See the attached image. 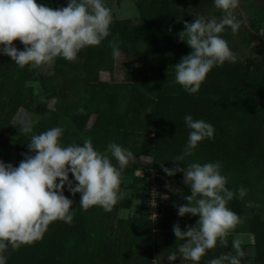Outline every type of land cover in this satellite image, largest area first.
I'll list each match as a JSON object with an SVG mask.
<instances>
[{
    "label": "trees",
    "instance_id": "trees-1",
    "mask_svg": "<svg viewBox=\"0 0 264 264\" xmlns=\"http://www.w3.org/2000/svg\"><path fill=\"white\" fill-rule=\"evenodd\" d=\"M57 1L36 0L51 8H58ZM178 1L131 0L138 13L135 23L113 18L110 34L99 45L86 46L75 61L56 57L51 72L37 77L42 94L53 98L51 108L34 102L25 85L28 65L20 68L0 52V145L3 152L15 154L13 166L24 158L21 153L28 152L32 135L57 126L64 129L62 145L76 142L82 147L83 140L91 138L100 152L115 142L136 158L141 154L150 157V164L142 167L145 173L133 176L141 183L136 216L115 217L120 204L111 211L99 205L83 210L80 194L73 195L65 187L64 195L73 200L72 222H51L42 239L18 250L8 245L6 264H153L159 252L163 257L176 252L183 241L176 240L173 225L178 222L186 231L185 226L194 225L199 217L178 215L177 206L186 203L183 196L191 195V189L183 182L182 172L168 176L161 163L170 169L175 166L173 157L183 154L191 131L184 120L189 114L194 120L211 123L214 137L199 142L191 155L176 163L187 170L193 162L219 161L221 174L228 177L226 187L234 192L241 186L247 190L243 200L237 194L227 207L240 217L251 216L247 221L251 232L257 242L264 241V218L260 216L264 213V61L252 66L226 61L207 73L198 92L189 94L175 82L174 64L192 51L178 35L184 22H191L205 4L183 0L179 5ZM260 11L259 24L264 20V5ZM113 41L126 56L153 54L156 65L132 66L119 82L100 80L99 71H111ZM13 44L19 50L24 48L19 40ZM19 107L29 113L32 132L10 131L13 139L9 140L3 132L10 130V120ZM90 116L93 120L87 128ZM59 119H65V124L60 125ZM108 155L116 164L111 153ZM148 172L154 174L158 193L174 191L162 201L154 219L147 218L144 208ZM69 179L77 183L71 173ZM129 187L136 188L132 183ZM249 201L252 207H246ZM246 231L244 225H237L232 232Z\"/></svg>",
    "mask_w": 264,
    "mask_h": 264
},
{
    "label": "clouds",
    "instance_id": "clouds-1",
    "mask_svg": "<svg viewBox=\"0 0 264 264\" xmlns=\"http://www.w3.org/2000/svg\"><path fill=\"white\" fill-rule=\"evenodd\" d=\"M239 2L214 0L215 7L223 12L220 19L198 14L191 22H184V30L178 36L192 51L174 64V70L175 82L189 94L198 92L213 67L223 66L226 61L236 62V54L220 34L226 26L235 34L245 23L236 15ZM112 22L111 9L104 0H68L67 6L58 8L38 4L36 0H0V45L3 46L0 52L11 57L20 68L50 64L58 56L75 61L83 48L99 45L110 34ZM15 40L24 45L23 50L17 49ZM110 47L117 52L118 43L110 42ZM34 86L39 88L38 83ZM184 120L191 130L184 152L173 157L174 167L169 169L161 163V168L168 176L184 173L183 182L191 189V195L183 196L186 203L177 206L178 215L191 214L199 219L194 225H186V231L181 230L178 222L172 230L176 240L186 239L178 248L180 257L199 262L207 250L217 246V241L226 247L229 234L243 223L227 205L237 194L243 200L247 190L241 186L234 192L226 187L228 177L221 174L219 161L193 162L187 170L176 163L191 155L199 142L214 137L211 123L194 120L190 114ZM63 131L57 126L32 135L27 143L28 152L21 153L24 158L18 166L0 160V264H6L4 253L8 245L18 250L21 245L42 239L51 222H72L73 200L64 195L65 187L73 195L80 194L83 210L99 205L111 211L124 198L120 192L122 173L135 161L134 154L115 142L105 152L97 151L91 138L84 139L82 147L76 142L65 146L60 142ZM20 132H32L31 123H25ZM69 173L77 183L69 179ZM252 206L251 201L246 204ZM243 243L237 237L232 242L234 255L221 254L207 264H241L245 256ZM176 258L175 252L168 257L169 261Z\"/></svg>",
    "mask_w": 264,
    "mask_h": 264
},
{
    "label": "rangeland",
    "instance_id": "rangeland-1",
    "mask_svg": "<svg viewBox=\"0 0 264 264\" xmlns=\"http://www.w3.org/2000/svg\"><path fill=\"white\" fill-rule=\"evenodd\" d=\"M199 3L205 4L204 7L196 11V15L203 14L207 17L215 16L220 19L223 12L217 9L214 4V0H199ZM68 0L57 1L58 7L67 6ZM105 6L111 9L113 18L127 19L131 23H135L138 18V13L131 2V0H104ZM183 0H179L178 4L181 5ZM264 0H240L239 7L236 9V15L239 18L245 20V23L239 29L237 33H233L230 27H225V30L220 34L227 42L230 49L236 54L237 60L242 62L244 65L252 66L254 63L264 61V20L259 24L257 20L260 16V8L263 7ZM50 64H41L40 66L28 65L29 77L25 81V85L30 87L31 93L34 96L35 103H44L48 108L53 106V98L44 96L39 88L34 85L37 82V77L43 74H49L51 72ZM156 65V57L150 53H142L135 56H126L121 51L117 50L113 54V63L111 71L101 70L98 73L100 80L108 81H122L126 79V75L132 66L148 67ZM123 97V95H122ZM121 106V103L119 104ZM29 113L23 108L19 107L10 120V130L3 132L5 137L9 140L13 139L10 131L20 135H27L20 132V128L25 123H28L27 117ZM38 116L34 117L36 120ZM93 120V116H90L86 122L88 128ZM65 119H59V124H65ZM15 154L10 150L8 153L2 151V145H0V160L5 163H12L14 161ZM150 164V157L145 154L139 155L134 162H130L128 167L122 173V184L120 192L124 194V198L118 201L116 208L115 217H121L123 215L136 216L140 208L138 200L140 182L133 179V176H142L145 171L142 169L143 166ZM184 180V173L182 174ZM134 184L136 188L129 187V184ZM174 191H166L167 195L174 194ZM138 203V204H137ZM123 208V210H120ZM121 212V213H120ZM120 214V215H119ZM261 218H264V213L260 214ZM251 216H241L243 223L246 227V233L244 232H231L228 236L227 246H221L217 242V246L213 249L206 251L205 255L201 257L199 262L193 261H180V264H207L208 261L214 258H218L221 254H235V250L232 247V242L237 237L241 238L244 243L242 245L245 256L241 259V264H264V241L257 242L256 238L251 232V227L247 221ZM180 245L176 246V251ZM178 260L169 261L165 260L159 252L153 257V264H177Z\"/></svg>",
    "mask_w": 264,
    "mask_h": 264
},
{
    "label": "built area",
    "instance_id": "built-area-1",
    "mask_svg": "<svg viewBox=\"0 0 264 264\" xmlns=\"http://www.w3.org/2000/svg\"><path fill=\"white\" fill-rule=\"evenodd\" d=\"M146 180L148 182V198L144 204V208L147 214V218L154 219L157 216L158 209L160 208V204L165 197H167L166 192H159L154 179V174L152 172H148L146 176Z\"/></svg>",
    "mask_w": 264,
    "mask_h": 264
},
{
    "label": "crops",
    "instance_id": "crops-1",
    "mask_svg": "<svg viewBox=\"0 0 264 264\" xmlns=\"http://www.w3.org/2000/svg\"><path fill=\"white\" fill-rule=\"evenodd\" d=\"M120 210H123V208H121ZM124 210H125V209H124ZM124 210H123V211H124ZM120 213H121V212H120ZM119 215H120V214H119ZM121 217H122V218H125V217H127V216L123 215V216H121ZM184 242H186V241H183L182 243H184ZM182 243H181V244H182ZM179 245H180V244H179ZM175 253H176V255H177V258H176V259L178 260L177 264H180V263H181L180 261H183V262L185 261V260L182 259V257H180V253H179L178 250H177ZM168 257H169V255H168V256H164L163 258H164L165 260H167Z\"/></svg>",
    "mask_w": 264,
    "mask_h": 264
}]
</instances>
